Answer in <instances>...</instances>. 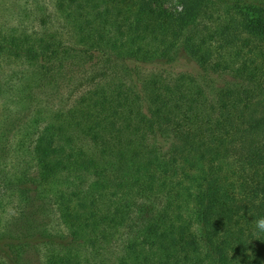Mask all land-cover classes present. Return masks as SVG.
I'll return each mask as SVG.
<instances>
[{
    "label": "trees",
    "instance_id": "trees-1",
    "mask_svg": "<svg viewBox=\"0 0 264 264\" xmlns=\"http://www.w3.org/2000/svg\"><path fill=\"white\" fill-rule=\"evenodd\" d=\"M51 1L0 22V264H264V0Z\"/></svg>",
    "mask_w": 264,
    "mask_h": 264
},
{
    "label": "rangeland",
    "instance_id": "rangeland-1",
    "mask_svg": "<svg viewBox=\"0 0 264 264\" xmlns=\"http://www.w3.org/2000/svg\"><path fill=\"white\" fill-rule=\"evenodd\" d=\"M51 0H0V22L7 25L20 24L27 28H31L35 24L34 13L36 7L42 9L52 7ZM177 70L196 71L195 63L187 56L182 54L175 62ZM4 75V74H3ZM7 96H0V112L8 106ZM33 264H41L35 261Z\"/></svg>",
    "mask_w": 264,
    "mask_h": 264
},
{
    "label": "clouds",
    "instance_id": "clouds-1",
    "mask_svg": "<svg viewBox=\"0 0 264 264\" xmlns=\"http://www.w3.org/2000/svg\"><path fill=\"white\" fill-rule=\"evenodd\" d=\"M255 226L259 231L264 232V217L258 218L255 222Z\"/></svg>",
    "mask_w": 264,
    "mask_h": 264
}]
</instances>
